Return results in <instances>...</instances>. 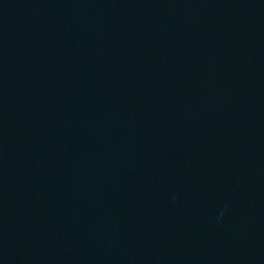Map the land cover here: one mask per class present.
<instances>
[{
  "label": "water",
  "instance_id": "obj_1",
  "mask_svg": "<svg viewBox=\"0 0 264 264\" xmlns=\"http://www.w3.org/2000/svg\"><path fill=\"white\" fill-rule=\"evenodd\" d=\"M0 264H264V0H0Z\"/></svg>",
  "mask_w": 264,
  "mask_h": 264
}]
</instances>
